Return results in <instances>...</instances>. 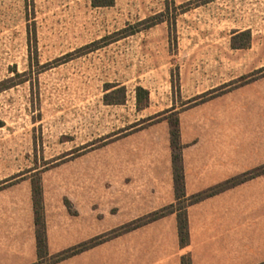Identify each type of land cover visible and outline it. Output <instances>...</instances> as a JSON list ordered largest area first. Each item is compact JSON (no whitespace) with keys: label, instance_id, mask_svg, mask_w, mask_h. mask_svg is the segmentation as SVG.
<instances>
[{"label":"rangeland","instance_id":"1","mask_svg":"<svg viewBox=\"0 0 264 264\" xmlns=\"http://www.w3.org/2000/svg\"><path fill=\"white\" fill-rule=\"evenodd\" d=\"M213 1L162 0L163 11L151 16L149 0H114L100 9L93 0H0V82L10 79L14 85L0 93V184L11 180L0 192L16 185L24 189L39 174L51 194L99 196V178L110 177L118 157L114 149L132 145L138 125L156 116L149 115L155 108L137 111L135 89L162 77L146 75L150 67L163 65L159 61L171 69V80L148 90L153 100L165 106L172 99L177 110H194L184 129L206 133L205 103L183 106L191 94L181 92L179 76L186 53L201 52L198 64L205 82L207 52L216 45L212 41L230 36L232 46L236 29H246L251 40L236 43L247 44L245 51L254 55L232 53L233 74L241 76L230 83L264 68V0H238V10ZM145 20L167 22L165 52L151 51L149 36L165 32H153L157 25L144 29L140 23ZM256 81L253 90L264 101V77ZM110 85L127 89L125 104H105ZM247 108L248 113L255 110Z\"/></svg>","mask_w":264,"mask_h":264},{"label":"crops","instance_id":"2","mask_svg":"<svg viewBox=\"0 0 264 264\" xmlns=\"http://www.w3.org/2000/svg\"><path fill=\"white\" fill-rule=\"evenodd\" d=\"M157 1L155 4V0H149L151 16L161 13L165 7L162 0ZM188 1L191 0H175L177 4ZM220 1L225 8L227 5L237 10L241 7L238 0H215L211 4ZM157 6L160 11L153 13ZM166 28L167 22H162L153 32L159 30L165 34L149 36L150 49L156 54L162 53L169 44ZM212 43L216 45L209 46L211 50L207 52L210 70L205 82L198 64L201 52L194 49L186 53L187 62L179 70L181 92L191 93L185 100L240 77L233 74L232 53L236 57L240 53L254 55L245 49H234L230 36H217ZM153 58L164 60L158 56ZM159 63L163 65L150 67L146 75L162 74V77L150 78L149 86L141 84L144 89L152 91L160 83H170L171 69L164 62ZM205 83H208L206 87ZM254 85L257 87V81L202 105L208 108L210 129L206 133L184 129L183 122L194 110L180 114L187 196L264 165V101L257 88L253 90ZM249 92H252L250 96ZM162 105L160 99L153 100L151 92L149 106L143 111L155 108L149 115H157L172 108L174 102L171 99ZM249 106L255 110L248 113ZM131 137L132 145L114 149L118 157L113 159L110 177L99 178V196L86 191L51 194L48 185L43 183L50 255L176 203L167 121L150 125ZM19 187L0 192V264L38 261L31 183L24 189ZM188 221L190 244L186 248L180 245L177 215L172 214L59 264H182L185 255L191 257L192 264H264V175L190 206Z\"/></svg>","mask_w":264,"mask_h":264},{"label":"trees","instance_id":"3","mask_svg":"<svg viewBox=\"0 0 264 264\" xmlns=\"http://www.w3.org/2000/svg\"><path fill=\"white\" fill-rule=\"evenodd\" d=\"M92 4L94 7H111L114 4V0H93ZM150 22L151 20H145L144 22H141L140 25H146L144 29H151L156 25L162 23L163 21L160 20L158 22H153V23ZM235 34L236 35L234 36L235 38H233L234 40L232 43V47L234 49H245L247 47V44L239 45V43L236 42L238 39H242V38L248 39V41H250L251 32L250 31H244L240 33L235 32ZM257 77L259 78L264 77V68L249 76L241 77L236 82L226 84L217 89L208 91L192 100L185 102L183 106L185 108H188L206 103L229 91L243 87L251 82L256 81L257 79H259ZM11 82L12 80L10 79L0 82V93L2 91L14 87V85L11 84ZM111 89H115V90L110 91ZM106 92H108L104 96V102L106 105L125 104L127 98V89L124 86L110 85L108 89H106ZM135 99H136L137 111L145 110L149 106L150 93L148 90L144 89L143 87L138 86L135 89ZM183 109L184 108H182L181 110H177V108L173 106L169 110H166L163 113L158 114L156 116L150 117L142 121L138 125V126L142 125L139 128V130H142L145 129L144 127L145 123H149V125L153 123H158L160 121H167L168 123L169 135H170V147L172 152L174 189H175V197H176V203L174 205L165 207L161 210L155 211L141 218H138L137 220L129 224H126L125 226H122L120 228H117L105 235L96 237L87 242L81 243L77 246L61 251L57 254L50 255L48 251V241H47L43 181L41 175L39 174L34 175L30 178L33 210H34V221H35V235L37 242V256H38V261L35 264H59L85 251L95 248L109 239L121 236L125 233H129L131 231L139 229L145 225L153 223L159 219H162L172 214L177 215L180 245L182 248H186L190 244V232H189V221H188V208L190 206L198 204L215 195H218L234 187H237L256 177L264 175V165H263L259 168L248 171L245 174L234 177L220 185L209 188L203 192H200L192 196H187L185 190V169L183 164V151L185 149V145H183L181 141L180 117H179L180 113L184 111ZM0 127H2L1 122H0ZM9 181L11 180L1 183L0 189H5L6 187H9L4 185ZM67 205L70 208V204L68 202ZM182 264H192L191 257L189 255L183 256Z\"/></svg>","mask_w":264,"mask_h":264}]
</instances>
